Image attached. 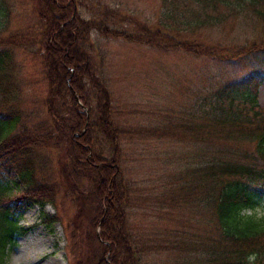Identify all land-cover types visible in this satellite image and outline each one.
Returning <instances> with one entry per match:
<instances>
[{"label":"trees","instance_id":"trees-1","mask_svg":"<svg viewBox=\"0 0 264 264\" xmlns=\"http://www.w3.org/2000/svg\"><path fill=\"white\" fill-rule=\"evenodd\" d=\"M30 1L37 39L0 32V264H5L7 247L26 233L18 224L19 213L55 202L61 191L75 203L73 222L84 244L75 264H143L144 248L131 221L136 195L121 165L122 131L113 118L112 91L97 74L87 48L92 32L165 52L220 58L225 49L185 34L195 36L202 28L224 23L230 12L235 18L249 9L264 35V0H164L170 23L141 25L139 33L115 28L116 17L106 12L102 19L83 17L80 0ZM21 54L40 62L46 82L41 101L46 116L31 125L23 111ZM262 81L254 74L223 87L218 93L221 111L214 108L216 125L196 126L207 151L199 166L186 172L194 177L189 203L200 216V231L180 246L196 256L190 264H246L252 252L259 253L257 264H264V233L255 231V224L264 220L257 214L264 202V114L260 116L257 103ZM248 138L254 151L235 157L230 143ZM54 162L58 170L49 176ZM11 176L18 179L16 196L5 181Z\"/></svg>","mask_w":264,"mask_h":264},{"label":"rangeland","instance_id":"rangeland-1","mask_svg":"<svg viewBox=\"0 0 264 264\" xmlns=\"http://www.w3.org/2000/svg\"><path fill=\"white\" fill-rule=\"evenodd\" d=\"M80 1L83 17L102 19L104 14H112L116 17L114 27L131 33H139L141 25L166 27L170 23L164 0ZM33 6L30 0H0V32L37 39ZM231 14L224 23L202 28L195 36L185 34L203 45L225 49L220 58L107 39L96 30L87 45L97 74L112 91L113 118L122 131L121 165L136 195L131 221L144 248L143 264H190L189 260H195L192 252L182 248L200 231L198 210L189 203L188 186L194 177L186 172L198 167L200 156L207 151L196 126L216 125L214 108L219 109L221 89L261 75L257 103L260 116L264 114L263 25L249 9L235 18H230ZM29 44L36 48L33 42ZM18 59L26 85L23 111L31 125L46 116L41 102L47 95L46 82L38 60L24 54ZM249 141L231 142L233 155L241 158L252 153L254 143ZM57 170L54 162L47 173L53 176ZM5 181L14 196L18 195V179L11 176ZM76 210L70 194L61 191L55 202L21 211L18 224L26 233L7 247L5 264H15L21 251L32 255L22 264H75L84 246L73 222ZM257 214L264 216V202ZM53 217L58 219L56 223L46 222Z\"/></svg>","mask_w":264,"mask_h":264},{"label":"clouds","instance_id":"clouds-1","mask_svg":"<svg viewBox=\"0 0 264 264\" xmlns=\"http://www.w3.org/2000/svg\"><path fill=\"white\" fill-rule=\"evenodd\" d=\"M255 231L257 234L264 233V220H260L255 224ZM259 258L258 252L249 253L245 257L246 264H257Z\"/></svg>","mask_w":264,"mask_h":264},{"label":"bare ground","instance_id":"bare-ground-1","mask_svg":"<svg viewBox=\"0 0 264 264\" xmlns=\"http://www.w3.org/2000/svg\"><path fill=\"white\" fill-rule=\"evenodd\" d=\"M32 257L31 253L30 252H24V251H21L19 253V255H17V260H16V263L15 264H22V263H25L28 259H30ZM48 264H61L58 263L57 261H55L54 263H48Z\"/></svg>","mask_w":264,"mask_h":264},{"label":"water","instance_id":"water-1","mask_svg":"<svg viewBox=\"0 0 264 264\" xmlns=\"http://www.w3.org/2000/svg\"><path fill=\"white\" fill-rule=\"evenodd\" d=\"M99 233V232H98Z\"/></svg>","mask_w":264,"mask_h":264}]
</instances>
